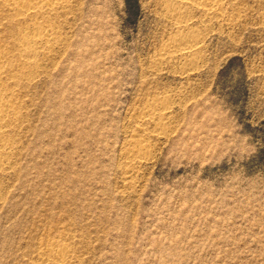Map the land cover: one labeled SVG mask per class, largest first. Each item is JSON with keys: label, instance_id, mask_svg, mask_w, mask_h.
<instances>
[{"label": "rangeland", "instance_id": "obj_1", "mask_svg": "<svg viewBox=\"0 0 264 264\" xmlns=\"http://www.w3.org/2000/svg\"><path fill=\"white\" fill-rule=\"evenodd\" d=\"M169 1L49 16L0 175V264H50L48 246L65 264H264V0L181 26ZM179 33L198 51L162 59Z\"/></svg>", "mask_w": 264, "mask_h": 264}, {"label": "bare ground", "instance_id": "obj_2", "mask_svg": "<svg viewBox=\"0 0 264 264\" xmlns=\"http://www.w3.org/2000/svg\"><path fill=\"white\" fill-rule=\"evenodd\" d=\"M69 1L0 0L4 20L7 21L6 26L0 23L3 26L2 28L0 26L2 29L0 30V175L13 169L12 156L13 153H16L14 150L18 144L15 135L24 124L25 116L21 111L22 105L19 102V95L29 82L35 80L37 72L40 71L42 66L38 57L41 55V51L48 50V44L58 37L49 16L58 12L59 9L68 8ZM225 1L171 0L165 8H167L168 15L177 25L181 26L188 22L182 10L193 7L207 17H217L223 14ZM5 28H12L8 31V39L3 35ZM181 34L179 33L180 38H186V40L176 37L182 42L175 40L169 48L166 47L167 50L164 48L166 51L161 55L162 59L175 54H183V56L189 57L198 51L200 42L188 39L187 36L185 37L186 34L184 36ZM154 109L147 110L148 118L154 113ZM68 253L67 247L48 246L42 249L38 256L41 259H46L48 263L50 261V264H65Z\"/></svg>", "mask_w": 264, "mask_h": 264}]
</instances>
